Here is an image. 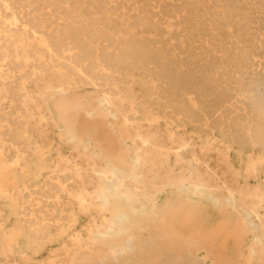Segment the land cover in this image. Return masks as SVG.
Masks as SVG:
<instances>
[{
    "label": "rangeland",
    "instance_id": "374dc122",
    "mask_svg": "<svg viewBox=\"0 0 264 264\" xmlns=\"http://www.w3.org/2000/svg\"><path fill=\"white\" fill-rule=\"evenodd\" d=\"M263 90L264 0H0V264H264Z\"/></svg>",
    "mask_w": 264,
    "mask_h": 264
},
{
    "label": "bare ground",
    "instance_id": "6f19581e",
    "mask_svg": "<svg viewBox=\"0 0 264 264\" xmlns=\"http://www.w3.org/2000/svg\"><path fill=\"white\" fill-rule=\"evenodd\" d=\"M7 6H8V4H7ZM10 10V9H9ZM12 14V13H11ZM145 14V13H144ZM18 21V20H17ZM150 22V21H149ZM144 23V22H143ZM152 24V23H151ZM153 25V24H152ZM81 29V28H80ZM36 34V33H35ZM37 35V34H36ZM79 43V42H78ZM143 44V43H142ZM46 46V45H45ZM64 47V46H63ZM62 46H61V48H63ZM77 48H79V47H77ZM257 48V47H256ZM48 50H49V48H47ZM61 50V49H60ZM79 50V49H78ZM69 51V50H68ZM51 53V52H50ZM84 53V52H83ZM86 53V52H85ZM54 54V53H53ZM68 54H69V52H68ZM86 55V54H85ZM89 55V53L87 54V56ZM124 55V54H123ZM233 55V54H232ZM68 58V57H67ZM80 58V57H79ZM87 58V57H86ZM67 60V59H66ZM71 60H72V58H71ZM85 60V59H84ZM244 60V59H243ZM86 61V60H85ZM87 61H89V60H87ZM233 61V60H232ZM77 62H79V61H77ZM245 62V61H244ZM71 63H72V61H71ZM234 63V62H233ZM226 64V63H225ZM73 65H74V63H73ZM72 65V66H73ZM76 65V64H75ZM74 65V66H75ZM83 65V64H82ZM71 66V67H72ZM228 66V65H227ZM251 66V65H250ZM78 67H80V65H78ZM92 66H90L89 65V62H88V64H86V67L84 68V69H92L91 68ZM244 67V66H243ZM251 68V67H250ZM74 69V68H73ZM76 70H77V68H76ZM87 71V70H86ZM85 71V72H86ZM237 72V71H236ZM82 73H83V70H82ZM84 75V74H83ZM82 75V76H83ZM85 76V75H84ZM258 76V75H257ZM215 77V76H214ZM242 78V77H241ZM251 78V77H250ZM255 78V77H254ZM254 78H252V79H254ZM240 79V78H239ZM229 80V79H228ZM243 80V79H242ZM241 81V80H240ZM239 81V82H240ZM244 81V80H243ZM254 82H255V80H254ZM245 83V82H244ZM256 83V82H255ZM241 85V87H242V84H240ZM245 85V84H244ZM252 85V84H251ZM258 85V84H257ZM250 86V85H249ZM253 86H254V83H253ZM220 87V86H219ZM257 87V86H256ZM245 88V87H244ZM253 88V87H252ZM256 90V89H255ZM261 90V89H260ZM259 90V91H260ZM251 91V90H250ZM264 91V90H263ZM225 92V91H224ZM247 93V92H246ZM249 93H251L252 94V92H249ZM248 94V93H247ZM254 94V93H253ZM252 94V95H253ZM249 95V94H248ZM251 95V96H252ZM259 95H261V94H259ZM255 96H258V94H256ZM261 96H263V95H261ZM251 98V97H250ZM251 99H254L253 97L251 98ZM257 99V98H256ZM259 100L256 102V100L254 101V102H256V103H258V107H256V105H255V107L254 108H258L257 109V111H254L253 109V112L255 113V112H257L258 113V115H263L264 114V102L262 101V98L261 97H259L258 98ZM264 99V98H263ZM229 102V101H228ZM245 105V104H244ZM248 105V104H247ZM252 106V105H251ZM252 108H253V106H252ZM181 110H182V108H181ZM187 110V109H186ZM248 110V109H247ZM254 115V114H253ZM183 116H185V115H183ZM256 116V115H255ZM264 116V115H263ZM262 116V117H263ZM260 118V117H259ZM255 119H256V117H255ZM254 119V120H255ZM263 119V118H262ZM236 120V119H235ZM258 120H261V119H258ZM257 121V120H256ZM261 123H263L264 124V122L261 120ZM256 124H260L259 122H257ZM263 124H262V126H263ZM252 125V124H251ZM239 126V125H238ZM260 126V125H259ZM258 126V127H259ZM260 129H261V127H259ZM264 128V127H263ZM229 132V131H228ZM227 132V133H228ZM237 133V132H236ZM239 133V132H238ZM251 141V140H250ZM247 144V143H246ZM140 171V170H139ZM111 172V171H110ZM116 172V171H115ZM116 178H117V176H114L113 178H107V179H105V180H102L101 181V187L102 188H118V185L116 184V182H115V180H116ZM104 185H107V187H105ZM198 187V186H197ZM187 188V187H186ZM202 188V187H201ZM105 191H106V189L103 191V194H102V196H103V198L104 199H106V195L104 194L105 193ZM210 196H212V195H210ZM210 198V197H209ZM243 216H244V218H245V223H246V227L250 230V231H252V232H254L256 235H257V237L259 238V241H260V243L261 244H263L264 243V238H263V236H262V233H261V231H260V228L259 227H256L255 226V224L253 223V221H252V219H251V215L249 214V213H244L243 214ZM259 220V219H258ZM113 234V233H112ZM148 249H150V247H145V248H143L142 246H140L139 245V242H137L136 241V239H135V237L134 236H132L131 238H129L128 240H127V243H126V247H125V251L126 252H128V254H132V253H134V251L136 250V252L137 253H141L140 254V256H142L144 253H143V251L142 250H148ZM254 255V254H253Z\"/></svg>",
    "mask_w": 264,
    "mask_h": 264
}]
</instances>
